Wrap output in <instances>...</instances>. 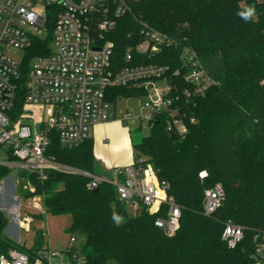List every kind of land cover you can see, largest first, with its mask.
<instances>
[{"label":"trees","instance_id":"1","mask_svg":"<svg viewBox=\"0 0 264 264\" xmlns=\"http://www.w3.org/2000/svg\"><path fill=\"white\" fill-rule=\"evenodd\" d=\"M124 1L130 11L118 19L110 35L118 62L123 63L125 49L139 40L143 23L172 41L146 63L175 69L183 49L189 48L215 80V85L190 105L188 111L195 123L186 134L167 132L166 116L162 115L149 135L132 145L134 158L145 157L158 179L169 184L168 198L181 212L179 229L168 237L156 228L154 221L163 213L150 215L141 210L129 217L127 205L119 201L110 182L90 190V179L80 174L49 172L42 182L35 174L19 170V176L34 187V192L23 191L22 196L41 197L44 213L34 214L35 220L48 214L70 217L66 231L75 234L82 245V260L73 264H250L253 238L264 231V0ZM249 6L256 13L245 21L237 13ZM51 40L48 29L44 38L34 40L25 51L26 61L47 56ZM23 83L22 77L19 108L25 94ZM143 95L134 87L116 88L109 102ZM47 154L61 165L94 174L91 139L66 149L53 134ZM11 171L0 165V182ZM201 171L207 173L203 180L198 177ZM216 184L224 190V201L207 216L203 191ZM4 216L0 212V253L17 249L32 260L45 249L40 228L30 247L6 237L2 232L7 225ZM227 223L243 229V240L234 249L221 239Z\"/></svg>","mask_w":264,"mask_h":264},{"label":"built area","instance_id":"2","mask_svg":"<svg viewBox=\"0 0 264 264\" xmlns=\"http://www.w3.org/2000/svg\"><path fill=\"white\" fill-rule=\"evenodd\" d=\"M129 11L124 0H0V151L6 154L0 165L35 174L42 182L49 172L80 174L90 179V190L110 182L119 201L133 212L163 213L154 226L171 237L180 227V208L168 198L169 184L158 179L145 157L134 158L125 168L114 167L113 178L105 180L61 165L47 154L53 134L61 147L74 149L91 139L95 125L113 120L114 103L109 98L116 88L134 87L146 98L138 105V115L123 114L124 124L136 119L139 128L146 124L151 129L165 115V130L182 136L195 123L190 105L215 80L189 48L183 49L175 69L146 63L172 41L143 23L139 40L125 49L123 63L118 62L110 35L118 19ZM48 29L52 33L49 54L26 61L25 51L34 40L44 38ZM19 54L20 60L15 58ZM22 77L25 94L19 108ZM38 109L42 116L37 118ZM206 176V171L198 174L201 180ZM224 196L220 184L204 189L203 213L213 215ZM221 239L234 249L243 240V229L227 223ZM253 243L250 264H264V231L255 234ZM81 260L82 245L75 234H69L64 250L43 249L32 260L17 249L0 253V264H73Z\"/></svg>","mask_w":264,"mask_h":264},{"label":"rangeland","instance_id":"3","mask_svg":"<svg viewBox=\"0 0 264 264\" xmlns=\"http://www.w3.org/2000/svg\"><path fill=\"white\" fill-rule=\"evenodd\" d=\"M16 59L20 60L22 58L21 54L15 56ZM145 96L142 97H132V98H118L116 100L117 106V114H123L126 111L133 112L134 115L139 114L138 105L145 101ZM113 107V104H112ZM42 116V111L38 109L37 118ZM127 126L130 128L131 136L133 144H138L142 138L147 137L150 133V129L146 124H143L139 130V122L136 119H132L126 122ZM124 124V125H126ZM6 154L0 151V158H4ZM14 168L11 173L0 182V185H8L10 182L13 186L14 184V194L17 198V205H19L17 209L18 218L22 222L21 227L18 226L16 220L4 211L11 209L14 207L12 200L8 198V195L0 196V212L5 214L7 225L3 229V234L10 238L12 241L23 244L26 247H30L34 244V235L37 229H41L44 232V246L43 248H53L57 250H64L68 244L69 233L66 231L69 226L71 219L68 215H45L43 219L35 220L33 218L34 214H43V206L41 203V197L34 195L31 198L24 199L23 191L34 192V187L26 180H23L22 177L19 176L18 172H16ZM94 173H100L101 169L98 165L94 164ZM102 174V173H100ZM59 189L61 186L58 187ZM33 189V191H30ZM6 209V210H4ZM127 215L129 217L135 216L138 213L133 212V210L127 205L126 207ZM7 214V215H6ZM15 221V223H14ZM17 224V226L15 225ZM13 234H17V238L13 236Z\"/></svg>","mask_w":264,"mask_h":264},{"label":"crops","instance_id":"4","mask_svg":"<svg viewBox=\"0 0 264 264\" xmlns=\"http://www.w3.org/2000/svg\"><path fill=\"white\" fill-rule=\"evenodd\" d=\"M111 108L115 113V118L95 125L91 137L94 164L96 163L98 165L101 169L100 173H102L100 174L98 172L97 174L94 173V175L105 180H111L113 178L112 169L114 167H128L134 160V152L132 149L133 141L130 128L126 127L127 124L124 125L121 121L122 114H117L116 102L113 104V107L111 105ZM137 129L139 130L138 126ZM10 168L13 170L16 167ZM15 170L16 172L19 171L17 168ZM11 185L10 182L8 185H0V196H2V193L4 192L3 194L6 196L8 195L10 201L12 200L13 204H15L11 209L4 211L12 217L11 219H13L15 217L14 210H17L19 205H17V198L14 194V184L13 186ZM18 220L19 218L17 217V224ZM17 224L15 225L17 226ZM13 236L17 238V234H13Z\"/></svg>","mask_w":264,"mask_h":264},{"label":"clouds","instance_id":"5","mask_svg":"<svg viewBox=\"0 0 264 264\" xmlns=\"http://www.w3.org/2000/svg\"><path fill=\"white\" fill-rule=\"evenodd\" d=\"M256 13V10L253 6H249L244 10H241L240 12H238L237 14L244 19L245 21L251 20L254 18Z\"/></svg>","mask_w":264,"mask_h":264},{"label":"water","instance_id":"6","mask_svg":"<svg viewBox=\"0 0 264 264\" xmlns=\"http://www.w3.org/2000/svg\"><path fill=\"white\" fill-rule=\"evenodd\" d=\"M15 211V220H17V217H18V213H17V210H14ZM3 226V221L0 219V229L2 228Z\"/></svg>","mask_w":264,"mask_h":264}]
</instances>
